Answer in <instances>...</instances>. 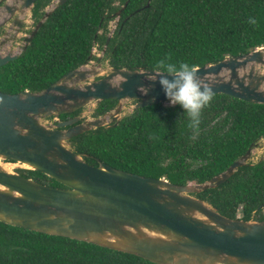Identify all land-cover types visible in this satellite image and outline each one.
I'll use <instances>...</instances> for the list:
<instances>
[{
	"label": "trees",
	"instance_id": "1",
	"mask_svg": "<svg viewBox=\"0 0 264 264\" xmlns=\"http://www.w3.org/2000/svg\"><path fill=\"white\" fill-rule=\"evenodd\" d=\"M51 2L38 0L33 19L38 22ZM121 9L107 45L110 18ZM250 16L257 19L256 25L248 23ZM100 29L104 32L99 33ZM96 43L106 46V59L116 68L158 70L161 59L186 61L195 67L219 62L264 46V0H68L51 13L19 58L0 67V90L41 91L87 63ZM213 95L202 112L195 140L184 110L167 101L137 108L116 126L79 134L70 140L71 147L87 155L90 164L98 165L100 159L174 184L203 183L227 170L264 138V104ZM117 103L102 101L93 116L104 115ZM19 172L44 184L63 186L40 171ZM193 195L227 217L264 220V157L240 167L223 184ZM0 264L157 263L0 221Z\"/></svg>",
	"mask_w": 264,
	"mask_h": 264
},
{
	"label": "water",
	"instance_id": "2",
	"mask_svg": "<svg viewBox=\"0 0 264 264\" xmlns=\"http://www.w3.org/2000/svg\"><path fill=\"white\" fill-rule=\"evenodd\" d=\"M37 1L6 0L0 9V28L14 18L22 26V18L32 14ZM66 1L53 4L21 46H14L13 41L20 29L16 28L12 39V31L7 30L0 42V67L19 58L51 13ZM121 13L122 9L115 16L120 19ZM196 68L212 84L214 94L264 104V46ZM155 71L105 70L88 61L41 91L12 94L0 90L1 162L40 171L63 185L41 183L0 163V221L157 264H264V220L227 217L193 195L229 180L249 163L259 144L210 180L187 185L128 172L100 159L98 165L90 164L87 155L72 149L70 140L79 134L119 124L127 100L137 101L134 110L167 102L159 81L150 79ZM102 73L107 74L93 80ZM140 86L149 87L148 92L143 93ZM107 99L118 103L104 115L60 119ZM51 117L57 124L45 122Z\"/></svg>",
	"mask_w": 264,
	"mask_h": 264
},
{
	"label": "clouds",
	"instance_id": "3",
	"mask_svg": "<svg viewBox=\"0 0 264 264\" xmlns=\"http://www.w3.org/2000/svg\"><path fill=\"white\" fill-rule=\"evenodd\" d=\"M49 6L51 4L45 9ZM248 23L256 25L257 19L250 16ZM157 69L150 79L159 81L170 106L179 105L184 110V114L189 119L188 127L192 130L191 139H197L200 134L202 112L214 99V87L201 77L195 65L186 61L177 64L161 59ZM163 73L170 74L171 78ZM140 90L146 94L149 87L140 86Z\"/></svg>",
	"mask_w": 264,
	"mask_h": 264
},
{
	"label": "rangeland",
	"instance_id": "4",
	"mask_svg": "<svg viewBox=\"0 0 264 264\" xmlns=\"http://www.w3.org/2000/svg\"><path fill=\"white\" fill-rule=\"evenodd\" d=\"M53 3L51 2V6L48 7V9H45V10H49V8L51 9ZM29 22H26L27 25L26 26H32L33 22H31V17H30V14H28L26 17H25ZM24 18V19H25ZM118 18L115 16V14H112V18H110V22L108 24V35H112L115 28H116V25H117V22H118ZM9 26L7 25L6 28H8ZM11 32V31H9ZM27 29L24 27L20 34H18L19 36L17 37V42L19 43V45L16 44V42H14V46H21L23 45V41H21V39L23 38V36H28L29 33H27ZM12 34V32H11ZM1 33H0V40H1ZM15 49H18V48H15ZM8 48H4V51H7ZM106 46H99V43H96L94 46H93V49H92V55L94 54L95 57L92 59V60H89V63L91 65H95V66H99L101 65L102 68H104L105 70H108L111 68L109 62L107 61V56H106ZM100 57V60H98V58ZM107 73H102L100 75H97L95 77H93V80H96V79H99L101 78L102 76L106 75ZM136 100H127L125 101L124 103V108H123V111H122V116L128 114V113H131L133 110H134V107H135V104H136ZM97 108V102H93V103H90L88 106H86L85 108L82 109V112L78 114V116L80 117H83L82 120H87V119H93L95 118L93 116V113L94 111L96 110ZM54 119H47V121L45 122H48V123H51L53 122ZM112 124H109L107 126H110ZM258 147L254 148V151L252 153V156H251V159L249 162H257L259 159H261L262 157H264V138L258 143ZM5 162V161H3ZM11 170L12 171H17L19 172L21 170V168L18 167V165H15V164H11ZM18 168V169H17ZM240 210V209H239ZM239 215H242V212L240 210V213ZM255 220V219H254Z\"/></svg>",
	"mask_w": 264,
	"mask_h": 264
},
{
	"label": "flooded vegetation",
	"instance_id": "5",
	"mask_svg": "<svg viewBox=\"0 0 264 264\" xmlns=\"http://www.w3.org/2000/svg\"><path fill=\"white\" fill-rule=\"evenodd\" d=\"M2 0H0V8H2V4L5 2V0H3L2 2H1ZM62 0H52V3L53 4H55L56 5V3H60ZM68 1V0H67ZM66 1V2H67ZM65 2V3H66ZM64 3V4H65ZM63 5V4H62ZM60 6V5H59ZM33 13L34 12H32V14H30V17H31V22H33V24H32V26L30 25V26H26L27 25V23L26 22H29L26 18L25 19H23L22 18V20H21V22H22V26H19V25H17L16 24V19L14 18V19H12V20H10L9 21V23L10 24H7L9 27L8 28H6V26L4 25L3 27H1L0 28V33H1V35H2V37H1V40H0V42L3 40V39H5L6 38V36H5V33L7 32V30L8 31H12V34H10L9 35V38L10 39H12L13 37H15V34L17 33V31H16V28H18V29H20V32H21V30L25 27L26 29H27V32H26V34L27 33H31V31H33V29L35 28V26L37 25V23L40 21H36V20H34L33 19ZM120 18H121V16H120ZM119 21H120V19L118 20V22H117V25H118V23H119ZM0 22H3V19H0ZM117 25H116V28H117ZM116 28H115V30H116ZM115 30H114V32H115ZM19 32V33H20ZM104 32V30L103 29H100L99 30V33H103ZM114 32H113V34H114ZM18 33V34H19ZM113 34L112 35H108L109 37L111 36H113ZM25 37L26 36H23V38L21 39V41H24V39H25ZM110 37V38H111ZM17 39H15V40H13L14 42H16V43H18L17 41H16ZM12 41V40H11ZM105 53H106V51H105ZM95 57V55L93 54L92 56H91V58H90V60H92L93 58ZM98 60H100V57L98 58ZM134 101V100H133ZM137 102V101H136ZM82 112V109H80V113ZM78 114H75L74 116H77ZM74 116H69V117H67V118H60L61 120H66V119H69V118H71V117H74ZM49 119H54L53 120V122H51V123H53V124H57V120H55V118L54 117H51V118H49Z\"/></svg>",
	"mask_w": 264,
	"mask_h": 264
},
{
	"label": "bare ground",
	"instance_id": "6",
	"mask_svg": "<svg viewBox=\"0 0 264 264\" xmlns=\"http://www.w3.org/2000/svg\"><path fill=\"white\" fill-rule=\"evenodd\" d=\"M0 163L5 167V168H9V170L11 169V163H3V162H1V160H0Z\"/></svg>",
	"mask_w": 264,
	"mask_h": 264
}]
</instances>
